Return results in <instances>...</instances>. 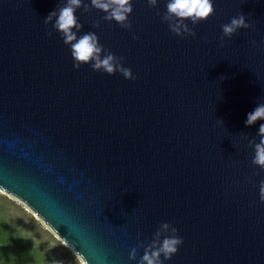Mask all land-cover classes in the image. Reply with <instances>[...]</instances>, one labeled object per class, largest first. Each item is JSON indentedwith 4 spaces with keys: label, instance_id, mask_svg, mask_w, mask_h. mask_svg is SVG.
Wrapping results in <instances>:
<instances>
[{
    "label": "water",
    "instance_id": "1",
    "mask_svg": "<svg viewBox=\"0 0 264 264\" xmlns=\"http://www.w3.org/2000/svg\"><path fill=\"white\" fill-rule=\"evenodd\" d=\"M60 2L0 0V190L84 264H138L163 222L183 238L164 264H264V172L248 143L264 121L245 125L264 103V0H213L183 38L147 0H132L131 31L78 9V37L96 32L134 80L73 67L44 24ZM239 14L251 27L222 44Z\"/></svg>",
    "mask_w": 264,
    "mask_h": 264
},
{
    "label": "clouds",
    "instance_id": "2",
    "mask_svg": "<svg viewBox=\"0 0 264 264\" xmlns=\"http://www.w3.org/2000/svg\"><path fill=\"white\" fill-rule=\"evenodd\" d=\"M151 8H156V14L160 16L161 22H166L169 30L180 37L197 35L195 26L215 14L213 0H168L166 11L161 15L157 7L158 0H147ZM92 8L105 13L102 20L112 22L113 20L122 28L132 30L130 14L133 12L132 0H61L56 9L49 12L44 18V24L51 25L47 35L58 32L65 45L71 50L73 67L79 69L83 64H88L93 71H102L109 75L119 72L125 79H135L131 68L124 67L123 57L116 56L106 49L98 39L96 32L89 31L78 37L83 25L76 15L78 9L82 13L89 12ZM55 18V19H54ZM190 21L192 27L185 21ZM93 27L99 28L100 22L96 21ZM251 23L247 21L244 14L231 18L229 23L221 25V42L224 38H231L241 28L247 29ZM133 39H139L133 34ZM255 44V41H253ZM258 120L264 121V103L257 105L253 111L247 113L246 126L254 125ZM223 122V120H220ZM259 142L249 140V146H254L252 165L257 166L264 172V123H260L257 132ZM259 174V173H258ZM259 200L264 203V179L259 182ZM163 237V239H161ZM183 244V238L178 235V229L172 224L163 222L153 234V239L146 246L141 241L139 246L144 247V254L138 260V264H164L177 253L179 246ZM137 247L129 252V260L137 259ZM163 256V260L161 259Z\"/></svg>",
    "mask_w": 264,
    "mask_h": 264
},
{
    "label": "trees",
    "instance_id": "3",
    "mask_svg": "<svg viewBox=\"0 0 264 264\" xmlns=\"http://www.w3.org/2000/svg\"><path fill=\"white\" fill-rule=\"evenodd\" d=\"M0 264H83L17 202L0 192Z\"/></svg>",
    "mask_w": 264,
    "mask_h": 264
},
{
    "label": "rangeland",
    "instance_id": "4",
    "mask_svg": "<svg viewBox=\"0 0 264 264\" xmlns=\"http://www.w3.org/2000/svg\"><path fill=\"white\" fill-rule=\"evenodd\" d=\"M0 192L1 193H4V194H6L10 199H12V200H14L15 202H17L20 206H22L27 212H30L32 215H33V217L35 218V219H37V221L38 222H40V224L44 227V228H46V229H48L58 240H60L62 243H63V241L46 225V224H44L43 223V221L41 220V219H39L22 201H20V200H18L17 198H15V197H13V196H11V195H9V194H7V193H5V192H3V191H1L0 190ZM63 244H65V243H63ZM66 245V244H65ZM67 246V245H66ZM73 251V250H72ZM75 254V253H74ZM76 255V254H75ZM77 256V255H76ZM78 257V256H77ZM79 258V257H78ZM79 260L82 262V260L79 258ZM83 263V262H82ZM84 264V263H83Z\"/></svg>",
    "mask_w": 264,
    "mask_h": 264
}]
</instances>
